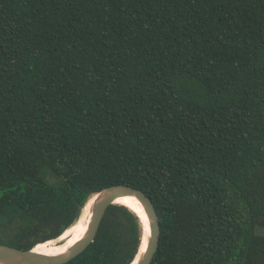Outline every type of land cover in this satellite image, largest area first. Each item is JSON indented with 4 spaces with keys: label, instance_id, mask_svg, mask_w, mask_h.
Masks as SVG:
<instances>
[{
    "label": "trees",
    "instance_id": "trees-1",
    "mask_svg": "<svg viewBox=\"0 0 264 264\" xmlns=\"http://www.w3.org/2000/svg\"><path fill=\"white\" fill-rule=\"evenodd\" d=\"M121 183L157 209L151 264H264V0H0V243ZM143 235L111 204L64 264H131Z\"/></svg>",
    "mask_w": 264,
    "mask_h": 264
},
{
    "label": "water",
    "instance_id": "water-1",
    "mask_svg": "<svg viewBox=\"0 0 264 264\" xmlns=\"http://www.w3.org/2000/svg\"><path fill=\"white\" fill-rule=\"evenodd\" d=\"M124 196L133 197L143 205L149 225L147 243L143 248L142 239L139 252L131 264H151L158 250L161 235V224L157 209L153 200L146 192L140 188L123 183L105 187L89 196L83 206L84 208L91 197H94L87 228L82 237L66 251L57 254H47L37 252L35 247L26 250L0 243V264H64L70 261L82 253L95 240L107 208L111 204H119L117 200ZM133 211L144 224L142 216L137 211Z\"/></svg>",
    "mask_w": 264,
    "mask_h": 264
},
{
    "label": "bare ground",
    "instance_id": "bare-ground-1",
    "mask_svg": "<svg viewBox=\"0 0 264 264\" xmlns=\"http://www.w3.org/2000/svg\"><path fill=\"white\" fill-rule=\"evenodd\" d=\"M93 201L94 197H91L87 205L83 208L79 219L72 226L66 229V231H64V233L58 239H52L46 242H41L34 246L35 250L41 253L57 254L66 251L69 247L75 244L82 237L87 228ZM117 203L127 205L128 207L137 211L142 216L145 225L143 236L144 238H142V246L144 248L148 239L149 225L143 205L137 199L130 196H124L119 198L117 200Z\"/></svg>",
    "mask_w": 264,
    "mask_h": 264
},
{
    "label": "rangeland",
    "instance_id": "rangeland-1",
    "mask_svg": "<svg viewBox=\"0 0 264 264\" xmlns=\"http://www.w3.org/2000/svg\"><path fill=\"white\" fill-rule=\"evenodd\" d=\"M259 231L260 232H264V229L263 228H260ZM56 239H58V238H56Z\"/></svg>",
    "mask_w": 264,
    "mask_h": 264
}]
</instances>
